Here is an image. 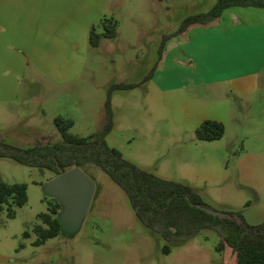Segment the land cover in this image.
Segmentation results:
<instances>
[{
	"label": "rangeland",
	"instance_id": "374dc122",
	"mask_svg": "<svg viewBox=\"0 0 264 264\" xmlns=\"http://www.w3.org/2000/svg\"><path fill=\"white\" fill-rule=\"evenodd\" d=\"M183 2L179 0V4ZM216 2L207 0L196 8H173L168 22L166 8L156 12L150 1L144 6L132 1L130 7H135L136 21L126 7L115 18L121 19L122 36L137 43L129 47L124 41H116L89 50L83 43L82 62L86 70L78 92L65 98L68 91L60 95L49 82L38 80L34 84L30 110L17 124V131L31 132L27 139L32 146L37 132L61 139L51 119L75 103L79 112L72 115L78 122L71 132L93 135L98 131L99 105L107 95L93 87L90 77H95L99 84L107 81L139 84V89L127 92V100L117 101L119 123L107 140L109 146L141 168L147 166L166 178L195 188L205 204L216 211H243L248 223L263 222L264 106L260 102L264 92L242 108L235 97H227L218 85L175 90L177 80L186 83L193 75L197 76L194 66L185 65L183 69L173 59H183L184 56L179 55L185 50L193 54L186 42L168 51L169 54L164 52L159 61V31L179 29L186 17L207 12ZM138 24L153 30L142 33ZM207 61L205 59V63ZM158 62L153 76L158 74L159 79L148 81L146 78ZM171 76L174 79L170 82ZM229 103L232 109L227 112ZM87 112L92 122L87 123ZM205 115L227 119L221 140L208 142L197 138L196 116ZM31 124L39 127L32 128ZM84 171L95 183L87 216L75 231L65 228V234L36 246L38 236L33 231L34 226L41 223L39 215L48 212L53 201L44 192V185L55 174L11 159H0L1 179L7 183H26L29 197L24 207L16 209L15 218H9L7 210L0 207V264H237L231 248L223 252L217 250L220 237L212 230H204L184 243L170 244L171 253L166 254L167 242L138 219L123 189L94 165L86 166ZM26 232L30 235L26 236ZM68 232L70 234H66Z\"/></svg>",
	"mask_w": 264,
	"mask_h": 264
},
{
	"label": "crops",
	"instance_id": "0c3cea01",
	"mask_svg": "<svg viewBox=\"0 0 264 264\" xmlns=\"http://www.w3.org/2000/svg\"><path fill=\"white\" fill-rule=\"evenodd\" d=\"M132 1L138 2L141 6L150 1V6L156 12L166 8L168 22H170L171 9H177L179 6L183 9L196 8L207 0H184L181 4L179 0H0V137H5L7 142L13 145L32 146L33 143L31 144V141L27 139L31 132L28 133L27 130L18 132L17 124L30 110L34 84L38 80L49 82L53 90L57 89L60 95L68 91L64 94L65 98L78 92L79 82L83 79L86 70V64L82 62L83 43L88 50L99 49L116 41H124L129 47L137 43L136 40L122 36L121 19L115 18V15L126 7L128 14L136 21L135 7H130ZM191 3H193L192 6ZM105 20L118 23L117 36L114 38L103 36L99 46L92 47L91 32L96 28L99 34H103ZM138 25L142 33L153 30L149 26ZM177 30L159 31L158 46L160 47L165 35ZM142 40L144 41V38ZM147 42L149 43L150 39ZM181 42H186V47H191L193 54H189L188 50L180 52L179 56L183 55L184 58L173 57L174 62L183 69L185 65L194 66L193 71L197 73V76L193 75L191 80L190 78L186 80V83L177 80L175 90H184L187 86L195 85H218V88H223L227 97H235L242 108L246 104H252L255 98L264 92V8L237 6L225 9L216 21L208 25H193L185 33L169 39L165 53L169 54L168 51L178 47ZM205 59H208L207 63ZM211 73L213 75L210 76ZM158 77L157 74L151 80L157 81ZM90 79L93 87L106 95L112 84L119 83L107 81L105 84H99L95 77ZM172 79H174L173 76L170 77V82ZM136 85L133 89H119L113 92L114 128L107 136V140L119 123L117 101L127 100L129 90L136 91L140 88L139 84ZM170 86L173 89V84ZM261 96L263 97L264 94ZM105 100L101 106L99 105L100 110L96 118L97 130L106 122ZM20 102L22 104L19 105ZM74 104H69L66 111L60 113V116L74 121L72 129L77 127L78 122L72 113L79 112ZM260 104L264 106V99ZM227 107V112H230L232 109L230 103ZM91 117L87 112V123L92 122ZM196 118L198 122L194 125L195 130L205 120H216L223 124L227 122V119L225 121V119L206 117V115L196 116ZM54 119L55 117L51 119L52 122ZM30 126L39 127L32 124ZM37 134L35 145L60 140L53 137L54 135L40 132ZM143 168L166 178L149 170L147 166Z\"/></svg>",
	"mask_w": 264,
	"mask_h": 264
},
{
	"label": "trees",
	"instance_id": "16d2710c",
	"mask_svg": "<svg viewBox=\"0 0 264 264\" xmlns=\"http://www.w3.org/2000/svg\"><path fill=\"white\" fill-rule=\"evenodd\" d=\"M264 8V0H218L207 12L186 17L180 28L163 37L159 48V61L162 60L169 39L185 33L193 25H208L221 17L225 9L231 7ZM104 33L94 28L90 43L98 47L102 37L117 36L118 23L103 21ZM159 62L146 78L151 79ZM136 84H112L105 101L106 122L102 128L89 137H81L71 132L74 121L58 116L54 124L62 138L56 142L20 147L0 137V159H11L17 163L40 171H51L58 176L65 171L94 165L106 173L128 196L138 219L149 229L159 233L167 242L166 254L171 253L172 243H184L204 230H212L220 237L217 250L223 252L231 248L237 264H264V221L259 224L247 222L243 211L226 212L228 217L213 216L196 205L209 207L198 191L185 183L165 179L145 170L126 159L121 151L109 146L107 136L114 128L113 92L119 89H133ZM226 129L222 122L205 120L196 131L202 141L221 140ZM49 211L41 213V223L34 226L40 246L50 239L61 235L62 224L59 214L62 206L52 198ZM29 201L26 183H7L0 177V207L6 209L9 218L16 217V209L24 207ZM210 208V207H209ZM26 236L30 233L26 232Z\"/></svg>",
	"mask_w": 264,
	"mask_h": 264
},
{
	"label": "water",
	"instance_id": "95a60500",
	"mask_svg": "<svg viewBox=\"0 0 264 264\" xmlns=\"http://www.w3.org/2000/svg\"><path fill=\"white\" fill-rule=\"evenodd\" d=\"M94 189L95 183L80 167L71 168L44 185V192L49 197L57 199L62 206L58 216L62 224L61 233H64L65 228H72L75 231L80 226L87 216L89 200ZM196 206L213 216H229L226 212H219L201 205Z\"/></svg>",
	"mask_w": 264,
	"mask_h": 264
}]
</instances>
